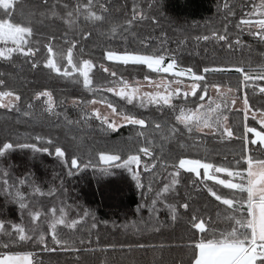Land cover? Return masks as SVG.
<instances>
[{
	"label": "trees",
	"instance_id": "trees-1",
	"mask_svg": "<svg viewBox=\"0 0 264 264\" xmlns=\"http://www.w3.org/2000/svg\"><path fill=\"white\" fill-rule=\"evenodd\" d=\"M86 3L17 0L13 6V22L31 19L30 46L36 53L31 57L14 53L10 61L0 59V79L5 81L0 91L11 90L21 96L16 108L0 107V147L5 142L35 144L40 149L48 148V152L14 148L0 156V173H7L6 177L0 174V223L5 226L0 230V256L31 253L32 264H190L192 249L188 245L201 236L192 228L193 217L203 218L218 230L229 223L223 219L227 206L208 193L205 183L227 198L232 197V190L211 180L202 183V177L180 169L174 189L159 197L157 193L170 184V173L176 171L173 165L184 157L216 166L235 165L245 147L244 113L238 108L230 112L227 121L232 137L189 132L175 120L178 110L156 104L140 107L105 88L117 77L135 81L169 75L143 64L110 61L106 52L158 54L165 62L175 59L177 68H191L204 75L209 86L230 88L237 97H247L251 110L264 111V93L260 92L264 79L243 83V74L235 70L243 67L253 77L264 75V41L252 34L255 30L240 23L255 16L261 0H94L93 10L105 17L103 22L88 21L80 14L74 17V24L65 23L67 12ZM100 3L106 11L100 9ZM134 8L143 17L126 24L132 20ZM3 12L0 9V19H7ZM115 25L121 27L112 32ZM213 32L227 39L213 38ZM204 36L210 38L205 40ZM73 42L77 66L85 59L93 63L91 89L84 87L79 72L69 78L45 67L49 45L54 53L66 57ZM5 46L13 45L0 41V47ZM59 64L63 69L67 60ZM206 67L224 70L204 73ZM45 90L52 93V111L47 110L46 97L35 98ZM197 92L202 93V88ZM92 99L144 119L146 127L121 123L109 128L88 108ZM197 103L199 95L189 96L186 107ZM173 104H184V97L174 98ZM157 124L161 125L159 129ZM251 125L263 128L254 122ZM56 147L62 148L64 157L55 154ZM141 147H150L152 155L139 153ZM248 147L252 154L260 151L257 145ZM101 152L120 155L121 161L111 166L102 163ZM131 153L140 155L139 165L115 166ZM74 157L78 160L76 168L71 166ZM134 174H138L139 186ZM218 175L221 179L226 176ZM5 178L12 187L4 186ZM21 179L26 183L19 184ZM17 189L23 193L26 209L20 208L15 197ZM185 203L188 208L180 207ZM58 207L64 209L69 223L78 221L74 228L57 227L65 247L55 243L48 228L50 210ZM30 211L43 213L35 232L31 231L34 225ZM13 224L28 229L26 234L33 238L17 243L19 235ZM42 233L45 239L40 243L36 237ZM5 244L9 247H3Z\"/></svg>",
	"mask_w": 264,
	"mask_h": 264
},
{
	"label": "snow or ice",
	"instance_id": "snow-or-ice-1",
	"mask_svg": "<svg viewBox=\"0 0 264 264\" xmlns=\"http://www.w3.org/2000/svg\"><path fill=\"white\" fill-rule=\"evenodd\" d=\"M17 0H0V9L4 10L3 15H6L7 19H0V41H3L5 45L11 42L12 47H0V59L11 60L14 53H19L25 57L34 56L36 50L30 46V37L33 35V27L31 26V19L26 18V23H19L12 21V10L14 4ZM67 7V5H65ZM100 9L106 11L103 3L99 4ZM94 8V0H87L86 4H77L73 11H69L66 14L65 23L72 25L75 23L74 17L80 14H84L85 19L91 22H103L105 17L103 15H98ZM255 14L259 15V19H242V25H248L255 27L257 30L252 34L258 37L261 41H264V0H261V4L257 7V12ZM55 15V13H53ZM143 13L137 11L134 8V15L132 20H128L125 23L131 24L138 18H142ZM239 26V25H238ZM120 25H115L112 27L111 31L115 32ZM88 35V34H86ZM212 37L219 40H226L225 35H218L213 32ZM203 39L207 40L210 37L204 36ZM239 42V41H237ZM76 47L73 42L72 46L67 49L66 57L62 53H54L53 48L48 46L49 58L45 62V67L51 71L61 75L63 77H73V73L79 72V75L83 77V85L86 88L91 89L93 85V79L90 73L93 68V63L91 60H83L80 66L74 60L73 49ZM107 59L109 60H119L124 64H143L147 65L149 69L155 72L171 73L173 76L178 78L189 77L192 81L190 85V91H182L180 87L172 88L170 81H162L157 84V88L163 87L164 91H157L155 93H144L139 94L138 88H121L116 92L118 96L125 97L131 103L134 99H139L141 106L145 103L169 106L174 112L178 110L175 116V120L180 124H183L189 132L193 131H203L205 128L212 130H219L223 127V134L228 137L233 136V131L227 126V117L223 115V110L227 108L229 100L232 104L237 103L234 96H231L232 89H225L220 85L209 84L206 82V77L204 75H197L191 68L176 70V61L172 59L170 62L164 66V56L162 55H141L133 53L117 54L113 51H108L106 53ZM62 59L67 60V65L63 67L60 66L59 61ZM34 68L37 67L35 63L32 65ZM71 68V71L69 70ZM220 68H204V73L223 71ZM237 72L243 74V83L253 79H264V75L251 76L243 67H237L235 69ZM104 71H108L107 68ZM115 76V73H112ZM148 80V77H145ZM201 82H204L201 84ZM125 84L127 82H124ZM177 85L182 84V80H176ZM5 81L0 79V86H3ZM188 87V86H186ZM209 87H211L215 92L216 96L212 97L209 94ZM202 88V93H198L197 89ZM109 92L115 91L114 88L109 87L107 89ZM260 92L264 93V87L260 88ZM199 95L200 103L196 107L188 108L187 98L189 96ZM47 97V110L52 111L54 108V102L52 98V93L45 90L36 93L35 98ZM184 97V104L175 105L173 104L174 98ZM207 98V101H206ZM7 103H4V101ZM21 100V96L16 94L14 91H0V107H8L14 105L16 101ZM206 101V102H205ZM245 107V118H247L249 105L247 97L244 98ZM95 103V102H93ZM29 107H32L29 104ZM108 108L112 110L113 114L119 115L122 119L129 124L139 125L141 128L146 127V121L144 119H138L132 115H126L118 112L117 108L113 107L111 103L107 105ZM258 111L260 117L259 123L264 125V111ZM99 115V113H97ZM256 119V116H253ZM105 123H108L107 118H105ZM109 128H115L116 124L108 123ZM157 129L161 125H155ZM173 128L171 131H175ZM254 134L253 139H248L247 134ZM140 135H143L141 132ZM37 137V140H40ZM245 147L244 151L241 153L239 159L235 161V165L230 166H216L212 163L203 162L199 159L189 160V159H179L178 164L173 165L176 171L170 173L172 179L170 184H165L161 192L157 193L159 197L164 192H168L174 189L175 185L179 182L177 177L180 175V169L186 172L195 173L198 178H201V182L214 181L218 185H222L224 188L232 190V197L227 198L218 194L213 187H207L208 193L219 201L221 204L227 206L225 212L227 213L223 219L228 223V227L223 230H218L210 225V223L203 218L197 219L195 216L192 221V228L197 230L201 236L197 240L192 241L188 247L192 249L190 264H264V128L258 131L254 127L245 126ZM48 143H52L51 140ZM150 143V142H149ZM249 145H257L260 149L259 152L252 154V149ZM14 148H31L34 151L48 152V148H37L35 144H13L11 142L3 143L0 147V156H3L7 151L13 150ZM139 153L144 155H152L150 147H141L138 150ZM55 154L58 157H64L65 152L60 147H56ZM100 161L111 166L112 162L121 161V156L117 154H108L101 152L98 154ZM141 163V157L139 154L131 153L126 159L122 160V163L116 164L117 167H128L131 164L139 165ZM247 165L244 167L243 165ZM71 166L73 168L78 167L77 158L71 160ZM162 167L165 165L162 163ZM153 167H155L153 165ZM148 165H145L147 170ZM201 169L203 173L201 174ZM107 171V169H105ZM131 171V168H129ZM224 173L229 177L228 179H221L218 174ZM3 176H7V173H0ZM71 175V172H69ZM133 178L137 180L139 186L138 174H134ZM235 181V182H234ZM26 183V180H19V184ZM3 184L6 188L12 187L8 184V180L3 179ZM36 192H40L39 188H35ZM246 194V195H245ZM15 197L20 204L21 209H26L28 205L24 203L23 193L19 189L15 192ZM155 203V201H154ZM180 207L188 208L187 203L181 205ZM52 214L51 220L48 222L49 232L51 233L52 239L57 245L65 247V243L62 242L57 233V227L59 225H64L68 228H74L78 221H71L70 223L66 219V213L64 209L59 210V215H56V209L50 210ZM43 213L41 211H30L29 215L33 222L32 232H35L39 228V218ZM87 214V213H86ZM173 218H175V208H173ZM219 215V214H218ZM94 226V225H93ZM4 225L0 223V230L4 229ZM15 230V234L19 235V242L26 240H31L33 237L27 235L28 229L19 225L13 224L11 226ZM38 242H44V234L42 233L39 237H36ZM3 247L7 248L9 245L5 244ZM140 247H143L141 245ZM48 250V249H46ZM67 250V249H66ZM31 253H16V254H4L0 256V264H32L30 257Z\"/></svg>",
	"mask_w": 264,
	"mask_h": 264
},
{
	"label": "rangeland",
	"instance_id": "rangeland-1",
	"mask_svg": "<svg viewBox=\"0 0 264 264\" xmlns=\"http://www.w3.org/2000/svg\"><path fill=\"white\" fill-rule=\"evenodd\" d=\"M256 12H257V8L254 10V15L255 16L251 17V19H259L260 18L258 14H255ZM247 28L253 29L255 31L257 30L255 27H251V26H248V25H247ZM115 53L121 54V55L124 54V53H121V52H118V51H116ZM129 53H133V52H129ZM133 54H137V53H133ZM141 55H146V54H141ZM110 61H116V60L113 59V60H110ZM117 61H119V60H117ZM168 62H170V61H167V62L164 61V66H166ZM104 68H106V67H104ZM179 69H184V68H177L176 67V70H179ZM161 73H163V72H161ZM164 74H167L169 76H166V75L164 76L163 75V76H159V77H157L155 79H149L148 78V80H145V78H142L141 80L139 79V80H135V81L131 80V79L130 80H126V79H123L121 77H117L116 80L115 79L113 80V84L112 85L105 86V88H107V89L109 87L114 88L115 91H112V93H114V94H116V92L119 91L121 88H126V89L138 88L139 89V94L143 95L144 93H155L157 91L163 92L164 88L163 87L157 88V84H160L162 81H170V82H172V84H171L172 88L180 87L182 91H190V85H191L192 81L189 79V77L186 76V77H183V78H178V77L173 76L171 73H164ZM178 79L182 80L183 83L177 85L175 83V81L178 80ZM124 82H127V83L125 84ZM186 86H188V87H186ZM225 89H227V88H225ZM209 94L212 97L216 96V92L211 87L209 88ZM122 98L125 99L127 102H129L128 99H126L125 97H122ZM206 101H207V98H206ZM93 102H95V103H93ZM132 102L135 103V105L140 106V107L151 105V104L145 103L144 106H141V102H140L139 99H134ZM4 103H7V101L5 100ZM16 103H17V101L14 103V105L8 106L6 108H8V109L16 108V106H17ZM108 104H109L108 102H101V101H98L96 99H92L91 102L88 105V108L91 110L92 113H95V115H97V113H99V115H97V117L99 119L105 121V118H107L108 123H114V124H116V127H118L119 124H121V123L125 124L126 122L122 119L121 116L112 113V110L107 107ZM237 104H241V103H237ZM196 105H195V107H196ZM195 107H192V108L194 109ZM1 108H3V107H1ZM251 120L254 121L253 119H251ZM212 130H209V129L205 128L203 131H200V132H204V133L212 132V134L216 133L217 135H220V136L223 135V136L228 137L226 134H223V129L222 128H221V130H213V131ZM108 154H112V153H108ZM60 209H62V208L58 207V209L56 210V215L57 216L59 215V210ZM50 217L52 218V214L50 215Z\"/></svg>",
	"mask_w": 264,
	"mask_h": 264
},
{
	"label": "crops",
	"instance_id": "crops-1",
	"mask_svg": "<svg viewBox=\"0 0 264 264\" xmlns=\"http://www.w3.org/2000/svg\"><path fill=\"white\" fill-rule=\"evenodd\" d=\"M228 89V88H227ZM234 91H232V93L230 94L231 96H234L235 97V99H236V101H237V103H241V104H237V103H235V104H232L231 103V100H229V102H228V106H227V109H224L223 110V115L224 116H226L227 118H228V116H229V114H230V112L234 109V108H238V109H242V111H243V113H244V118H243V120H245V122H246V125L248 126V127H254L253 125H251L252 124V122H254L257 126H262L263 128H264V125H261L260 123H259V120H260V117H259V115H258V111H253V110H251L250 109V107H249V110H248V114H247V118H245V107H244V98L243 99H241V98H239V97H237V95H235L234 93H233ZM234 94V95H233ZM256 116V119H253V116ZM251 119H253L254 121H252ZM248 121H251V124L249 123L248 124ZM227 123V126L230 128V125H229V121H227L226 122ZM222 129H223V127H221ZM221 128L219 129V130H221ZM254 128H256V127H254ZM258 131H260L261 129L259 128H256ZM213 130H215V129H213ZM212 130V131H213ZM247 137H248V139L250 140V139H253V138H255L254 137V134H252V133H248L247 134ZM182 159H188V157H184V158H182ZM189 160H191V159H189ZM201 171V173H203V169H201L200 170ZM195 174V173H194ZM229 177H227V175L225 176V177H223V179H228ZM235 182V181H234ZM22 253H25V252H22ZM7 254H16V253H13V252H9V253H7ZM4 255V254H3ZM2 256V255H1ZM31 259V258H30Z\"/></svg>",
	"mask_w": 264,
	"mask_h": 264
}]
</instances>
